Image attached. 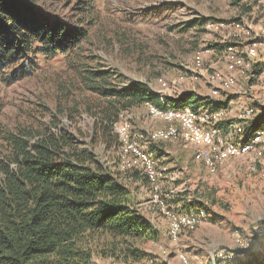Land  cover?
I'll return each instance as SVG.
<instances>
[{
    "label": "rangeland",
    "instance_id": "obj_1",
    "mask_svg": "<svg viewBox=\"0 0 264 264\" xmlns=\"http://www.w3.org/2000/svg\"><path fill=\"white\" fill-rule=\"evenodd\" d=\"M76 1L64 4L62 13L70 21H76ZM93 3L91 13L86 15L91 20L84 23L89 29L88 37L68 61L61 54L49 60L42 56L32 58L37 64L28 69L30 75L18 80L10 71L19 67V63L0 71V128L16 130L31 124L43 127L63 110L62 122L73 129L68 113L77 103L74 115L85 141L95 140L93 149L100 161L117 171L131 189L134 206L142 208L153 220L157 237L141 244L151 259L139 262L182 264L178 253L183 251L202 259L199 264H212L208 260L212 252L237 247V233L251 239L264 227V178L250 170L252 155L232 158L211 173L196 158L195 145L186 144L181 138L153 143L162 150L157 159L162 171L158 185L163 198L178 210L182 203L193 201L214 217L187 236L186 242L173 243L167 235V220L151 202L152 188L146 177L139 171L117 170V148L108 147L99 128L95 129L105 101L84 88L77 70L82 61L89 63V67L100 63L117 71L115 82L123 86L145 82L158 93L163 79L175 85L172 91L166 90L169 96L192 91L206 99L207 71L223 66L224 48L215 45L231 44L241 53L247 45L259 42L264 36V0H93ZM198 59L203 63L202 71L198 70L200 75L191 78L189 69H195ZM222 99L225 103L219 108L226 109L227 122H244L241 117L251 107L256 112L249 120L254 119L264 108V61L240 74L238 84L223 93ZM127 112L133 133L169 125L152 118L146 103ZM201 239L205 242L198 241ZM256 241L249 243L248 253H234L233 263L247 261L251 253L264 256L262 235H257ZM114 261L126 263L103 256L101 247L96 248L93 264Z\"/></svg>",
    "mask_w": 264,
    "mask_h": 264
},
{
    "label": "trees",
    "instance_id": "obj_2",
    "mask_svg": "<svg viewBox=\"0 0 264 264\" xmlns=\"http://www.w3.org/2000/svg\"><path fill=\"white\" fill-rule=\"evenodd\" d=\"M66 1L0 0V71L19 63L10 71L18 80L30 75L28 69L37 64L32 58L49 60L61 54L68 61L72 57L88 37L84 23L90 22L86 15L94 3L77 0L76 21H70L62 13ZM79 64L84 88L105 101L95 129L117 153L120 143L114 126L122 112L147 102L160 108L164 101L194 107L213 103L192 91L163 99L148 83L123 86L115 82L117 71L100 63ZM76 106L68 113L73 129L62 122L63 110L43 127L0 128V264H93L98 247L103 256L116 260L151 259L141 244L156 239L157 231L134 206L131 189L117 171L100 161L93 149L95 140L85 141L74 115ZM263 126L264 108L247 121L251 131ZM150 147L162 155L155 144ZM117 159L118 170V155ZM195 207L193 201L183 204L185 211ZM261 235L264 240V227ZM242 263L264 264V256L251 253L247 261L238 262Z\"/></svg>",
    "mask_w": 264,
    "mask_h": 264
},
{
    "label": "built area",
    "instance_id": "obj_3",
    "mask_svg": "<svg viewBox=\"0 0 264 264\" xmlns=\"http://www.w3.org/2000/svg\"><path fill=\"white\" fill-rule=\"evenodd\" d=\"M261 46V47H259ZM223 66L211 67L208 72L207 85L209 93L207 100L213 102L210 106L194 107L189 104L178 103L171 106L164 100L165 107L160 108L152 102H147L148 113L152 118L169 122L165 128H157L150 131L133 133L130 127L128 112H122L114 130L119 137V170L122 172L139 171L144 175L152 188L151 202L155 203L167 220L169 236L177 241L181 235L195 231L203 223L209 220V214L204 208H196L185 212L169 205L161 194L158 185L162 175L158 167L157 152L150 148L151 143L181 138L186 144L196 146V158L201 160L211 173L218 171L219 167L235 157L252 155L253 163L250 170L259 173L264 178V126L251 131L247 128V121L256 112L254 107L248 108L242 115L244 122L232 123L226 117V109L217 106L223 93L233 89L238 84V76L251 70L255 63L264 61V36L259 42L246 46L241 53L231 44L223 46ZM261 48V49H260ZM203 63L198 59L195 69H189L192 77H197L202 71ZM176 84V83H175ZM161 90L158 92L163 99L169 96L166 90L172 91L175 87L160 79ZM257 235L251 239H245L239 233L235 235V249H218L211 254L212 264H235L234 253H248L252 243H257ZM249 243H251L249 245ZM250 249V250H249ZM166 252V251H164ZM182 264H195L185 253L178 255ZM113 264H121L114 261ZM123 264H154L141 262H126Z\"/></svg>",
    "mask_w": 264,
    "mask_h": 264
},
{
    "label": "crops",
    "instance_id": "obj_4",
    "mask_svg": "<svg viewBox=\"0 0 264 264\" xmlns=\"http://www.w3.org/2000/svg\"><path fill=\"white\" fill-rule=\"evenodd\" d=\"M151 148V147H150ZM203 164V166H205L204 165V163H202ZM223 167V166H222ZM205 168H207L206 166H205ZM208 169V168H207ZM209 170V169H208ZM210 172V171H209ZM216 173V172H215ZM143 203H141L140 205H142ZM183 204L184 203H182V205H181V207H180V210L181 211H185L184 209H183ZM196 208H203L202 206H197V207H195V208H191L189 211H191L192 209H196ZM177 209V208H176ZM140 211H142V208H141V210ZM143 212V211H142ZM185 212H188V211H185ZM143 214L146 216V217H148L149 219H150V221L153 223V220L148 216V215H146L144 212H143ZM214 215H216L215 213H214ZM213 215V216H214ZM214 219V217L213 218H211L210 216H209V220H213ZM164 221H165V219H164ZM166 226H167V235H168V237L170 238V236H169V226H168V224H167V222H166ZM155 228V227H154ZM198 229V228H197ZM196 229V230H197ZM195 230V231H196ZM195 231H193V232H189V233H185V234H183V235H181L180 236V238L177 240V241H173L171 238H170V240H171V242H173V243H177V242H186L185 240H189V238L187 237V236H189L190 234H192V233H194ZM198 236V235H197ZM215 240V239H214ZM199 242H205V240H198ZM211 242V239H208V241L207 242ZM195 243V242H194ZM170 253L171 252H169L168 254H167V256H169L170 255ZM180 253H185L192 261H194L195 262V264H199V262L198 261H200V260H202V259H200V258H198V257H191L188 253H186V252H183V251H180L178 254H180ZM204 258V257H203ZM208 260L209 261H211V255H209V258H208Z\"/></svg>",
    "mask_w": 264,
    "mask_h": 264
}]
</instances>
